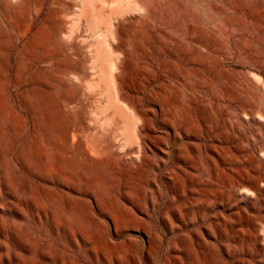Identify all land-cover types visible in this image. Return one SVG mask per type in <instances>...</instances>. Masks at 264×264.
I'll list each match as a JSON object with an SVG mask.
<instances>
[{
    "label": "rangeland",
    "instance_id": "1",
    "mask_svg": "<svg viewBox=\"0 0 264 264\" xmlns=\"http://www.w3.org/2000/svg\"><path fill=\"white\" fill-rule=\"evenodd\" d=\"M0 264H264V0H0Z\"/></svg>",
    "mask_w": 264,
    "mask_h": 264
}]
</instances>
